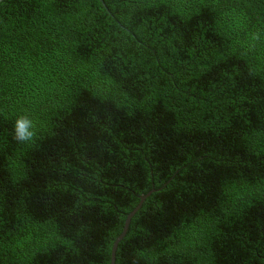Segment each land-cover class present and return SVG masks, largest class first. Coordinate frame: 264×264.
<instances>
[{"label":"trees","instance_id":"trees-1","mask_svg":"<svg viewBox=\"0 0 264 264\" xmlns=\"http://www.w3.org/2000/svg\"><path fill=\"white\" fill-rule=\"evenodd\" d=\"M151 189L115 264H264V0H2L0 264H110Z\"/></svg>","mask_w":264,"mask_h":264},{"label":"clouds","instance_id":"clouds-1","mask_svg":"<svg viewBox=\"0 0 264 264\" xmlns=\"http://www.w3.org/2000/svg\"><path fill=\"white\" fill-rule=\"evenodd\" d=\"M254 39H259V36H254ZM13 135L18 143H33L37 137V128L33 119L27 115L17 117L13 126Z\"/></svg>","mask_w":264,"mask_h":264},{"label":"water","instance_id":"water-1","mask_svg":"<svg viewBox=\"0 0 264 264\" xmlns=\"http://www.w3.org/2000/svg\"><path fill=\"white\" fill-rule=\"evenodd\" d=\"M2 0H0L1 2ZM154 189H151L148 193L139 196L138 200V204L136 205V207L127 214L124 224H123V229L121 231V233L117 236V238L115 239V241L112 244V248H111V253H110V264H115V253L117 250V246L119 244V242L124 238V236L126 235L127 231H128V227L130 224L131 219L133 218V216L138 212V210L141 208L142 204L144 203V201L154 192Z\"/></svg>","mask_w":264,"mask_h":264}]
</instances>
